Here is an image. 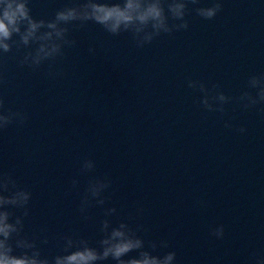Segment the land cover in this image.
I'll list each match as a JSON object with an SVG mask.
<instances>
[{
  "label": "water",
  "instance_id": "95a60500",
  "mask_svg": "<svg viewBox=\"0 0 264 264\" xmlns=\"http://www.w3.org/2000/svg\"><path fill=\"white\" fill-rule=\"evenodd\" d=\"M76 2L30 0L29 7L34 19L52 20ZM222 5L213 20L191 11L186 31L143 48L129 33L69 25L77 44L65 48L52 76L47 62L36 70L19 65L29 49L0 54V98L28 117L0 131V172L32 193L25 234L47 236V245L37 241L43 255L61 254L58 238L73 233L97 246L104 219L142 226L148 251V241H167L152 254L174 251L176 264H251L253 253L264 254V105L245 110L235 99L255 95L247 81L264 74V0ZM189 80L210 91L218 85L234 99L223 115L208 112ZM86 159L95 169L81 174ZM105 176L108 199L84 221L79 207L88 182ZM112 207L117 215L105 217ZM219 225L222 240L210 234Z\"/></svg>",
  "mask_w": 264,
  "mask_h": 264
},
{
  "label": "clouds",
  "instance_id": "9594fccd",
  "mask_svg": "<svg viewBox=\"0 0 264 264\" xmlns=\"http://www.w3.org/2000/svg\"><path fill=\"white\" fill-rule=\"evenodd\" d=\"M30 0H0V54L29 49L19 61L21 67L39 69L48 63V75H55L51 71L53 65L65 56V48L76 46L77 41L69 38V25L83 28L91 22L99 25L112 36L129 33L137 48L151 44L162 34L171 36L174 32L187 30L189 23L186 16L194 11L204 20H213L222 11V0H211L210 6L200 7V0H119L109 3L108 0H77L70 6L57 11L52 20H36L31 14ZM189 5L194 6L192 9ZM18 37V39H14ZM94 53V48H89ZM4 81L0 79V83ZM188 87L203 94L199 101L208 112L225 113V105L233 101V97L226 96L214 85L210 91L204 83L189 80ZM247 88L255 90L244 91L237 101L247 110L258 105H264V74L252 75L247 81ZM264 114V107L260 108ZM28 117L20 111L5 108V101L0 98V131L10 125H23ZM225 127H230L225 123ZM243 133L244 128L238 129ZM95 163L91 159L82 162L80 173L94 171ZM79 181L72 180V187L76 188ZM112 187V181L107 176L89 180L88 186L80 201L79 211L84 221L90 216L88 210L92 207H103L107 201L104 195ZM32 193L19 187L13 175L0 172V264H105L111 260L114 264H176V253L169 251L164 255H153L158 247L167 249V241L146 242L139 233L144 229H135L128 222H120L113 227L108 219L101 221L102 234L96 244L92 246L89 239L77 233L63 235L58 238L57 245L61 254L48 257L42 254L37 241L47 245V236L25 234L24 221L30 215L29 204ZM21 210V215L14 211ZM143 209H137V215H142ZM105 217L117 215L115 207L104 211ZM132 217H129L131 220ZM218 240L225 235L223 225H219L210 233ZM18 253V254H17ZM136 253L135 256H130ZM125 257H128L127 259ZM251 264H264V254L253 253Z\"/></svg>",
  "mask_w": 264,
  "mask_h": 264
}]
</instances>
